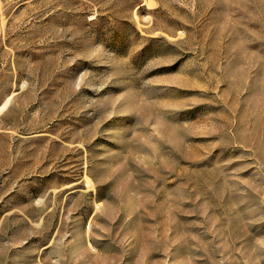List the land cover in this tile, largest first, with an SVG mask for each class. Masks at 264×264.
I'll return each mask as SVG.
<instances>
[{"label": "rangeland", "instance_id": "1", "mask_svg": "<svg viewBox=\"0 0 264 264\" xmlns=\"http://www.w3.org/2000/svg\"><path fill=\"white\" fill-rule=\"evenodd\" d=\"M0 264H264V0H0Z\"/></svg>", "mask_w": 264, "mask_h": 264}, {"label": "bare ground", "instance_id": "2", "mask_svg": "<svg viewBox=\"0 0 264 264\" xmlns=\"http://www.w3.org/2000/svg\"><path fill=\"white\" fill-rule=\"evenodd\" d=\"M4 107H5V105H4ZM4 107H3V108H4ZM94 250H95V249H94Z\"/></svg>", "mask_w": 264, "mask_h": 264}]
</instances>
